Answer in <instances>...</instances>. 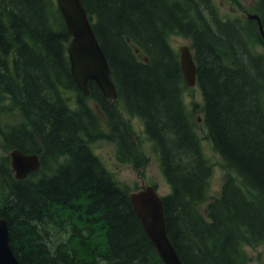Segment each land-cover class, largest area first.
Masks as SVG:
<instances>
[{
	"label": "trees",
	"instance_id": "16d2710c",
	"mask_svg": "<svg viewBox=\"0 0 264 264\" xmlns=\"http://www.w3.org/2000/svg\"><path fill=\"white\" fill-rule=\"evenodd\" d=\"M109 61L118 100L90 83L98 114L78 92L71 40L56 0H0V151L41 155L16 180L0 156V217L20 264H163L121 186L91 143L119 144L136 169L140 152L119 105L141 119L172 188L168 234L185 264H246L244 244H264V39L254 22L223 20L213 0H82ZM171 34L193 41L204 119L214 149L237 179L204 207L212 169L183 94ZM78 93L73 111L66 92ZM26 123L3 129L6 101ZM4 138V140H3Z\"/></svg>",
	"mask_w": 264,
	"mask_h": 264
},
{
	"label": "water",
	"instance_id": "95a60500",
	"mask_svg": "<svg viewBox=\"0 0 264 264\" xmlns=\"http://www.w3.org/2000/svg\"><path fill=\"white\" fill-rule=\"evenodd\" d=\"M58 6L65 18L66 24L73 36L68 48L72 76L78 89L89 95V83L95 82L106 98L118 97L116 85L108 59L103 52L93 27L88 18V12L81 0H57ZM263 26L258 16H252ZM180 64L187 86L196 84L197 67L189 47L180 50ZM11 163L16 171V178H26L31 172L40 168L37 155H26L19 150L11 153ZM130 201L141 226L155 247L164 264H184L168 235L163 199L154 187H148L130 195ZM0 264H20L11 246L10 224L7 218H0Z\"/></svg>",
	"mask_w": 264,
	"mask_h": 264
},
{
	"label": "rangeland",
	"instance_id": "374dc122",
	"mask_svg": "<svg viewBox=\"0 0 264 264\" xmlns=\"http://www.w3.org/2000/svg\"><path fill=\"white\" fill-rule=\"evenodd\" d=\"M221 15L224 18L239 19L241 22L248 20L249 15H259L264 19V0H213ZM171 47L179 52L182 46H192V39L182 35L172 34L169 36ZM264 55V47L256 49ZM71 97L70 107L76 110L77 93H68ZM183 101L186 109L191 116L195 130L200 138L201 146L207 162L211 166L212 175L209 178L207 186V197L205 204L218 198L222 191V186L229 178L238 179L225 166L221 156L214 150L209 139L207 128L204 123V99L198 86L186 88L183 94ZM88 104L98 113L100 121L103 125L106 124L105 118L98 110L97 105L93 100H88ZM7 103V111L2 115V125L8 129L21 125L25 122L23 114L12 107L10 102ZM121 109V108H120ZM125 120L127 121L131 132L134 135L140 152L148 159L146 166L141 170H136L132 163L121 161L119 159V145L116 141L100 140L91 143L94 153L101 159L108 171L112 173L114 178L129 192H134L149 185H155L160 195L165 196L171 192V188L166 182L159 158L154 152L151 143L146 138L141 121L126 113V110L121 109ZM9 153L0 151V156H6ZM243 249L248 256L246 264H264V244L251 246L243 245Z\"/></svg>",
	"mask_w": 264,
	"mask_h": 264
},
{
	"label": "bare ground",
	"instance_id": "6f19581e",
	"mask_svg": "<svg viewBox=\"0 0 264 264\" xmlns=\"http://www.w3.org/2000/svg\"><path fill=\"white\" fill-rule=\"evenodd\" d=\"M3 140H4V138H3ZM11 231V230H10Z\"/></svg>",
	"mask_w": 264,
	"mask_h": 264
}]
</instances>
